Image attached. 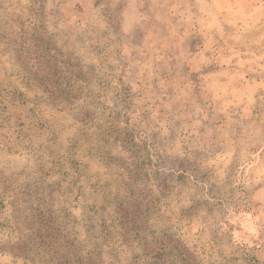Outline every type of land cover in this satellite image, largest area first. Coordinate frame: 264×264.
I'll use <instances>...</instances> for the list:
<instances>
[{
	"label": "rangeland",
	"instance_id": "374dc122",
	"mask_svg": "<svg viewBox=\"0 0 264 264\" xmlns=\"http://www.w3.org/2000/svg\"><path fill=\"white\" fill-rule=\"evenodd\" d=\"M47 55L84 67L62 107L26 79ZM76 241L264 264V0H0V264H70Z\"/></svg>",
	"mask_w": 264,
	"mask_h": 264
},
{
	"label": "trees",
	"instance_id": "16d2710c",
	"mask_svg": "<svg viewBox=\"0 0 264 264\" xmlns=\"http://www.w3.org/2000/svg\"><path fill=\"white\" fill-rule=\"evenodd\" d=\"M28 56V55H27ZM49 57H37L28 58L38 64L39 70L35 72H25L27 75V82L31 85L40 88L45 92L46 100L55 108L62 107L64 103H68L70 99L74 97L76 89H82L81 80H83V66L77 61L67 60L68 64L64 63L60 58L58 59L55 55H47ZM43 59V61H40ZM69 66L76 67L75 72L69 71ZM70 72V73H69ZM42 99V97H41ZM40 99V101H42ZM68 106V105H67ZM119 204V203H118ZM139 209L135 205L129 203V207H123L121 204L117 205V212L121 213L118 220L120 227H123V233L126 229H130L132 226H136L138 223ZM128 224V225H127ZM102 247L107 244H115L116 242V231L109 228L104 223L101 224ZM74 244V254L70 264H100L103 262L102 249L97 244H82L76 241ZM144 244V243H143ZM153 241L149 240L144 244L147 254H164L166 245H161L159 248L153 247ZM87 247L82 248V246ZM173 245V244H172ZM178 253L180 264H190L194 260V254L187 249L180 250L181 246H174ZM83 252L84 254H82ZM103 264H107L106 261Z\"/></svg>",
	"mask_w": 264,
	"mask_h": 264
}]
</instances>
